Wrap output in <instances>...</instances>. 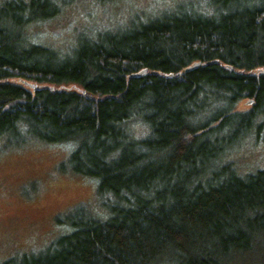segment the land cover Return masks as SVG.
<instances>
[{"label":"trees","instance_id":"1","mask_svg":"<svg viewBox=\"0 0 264 264\" xmlns=\"http://www.w3.org/2000/svg\"><path fill=\"white\" fill-rule=\"evenodd\" d=\"M61 10L0 0V138L72 145L108 217L81 206L71 233L3 264H264V169L224 161L264 141V0L183 1L71 54L29 30Z\"/></svg>","mask_w":264,"mask_h":264},{"label":"rangeland","instance_id":"2","mask_svg":"<svg viewBox=\"0 0 264 264\" xmlns=\"http://www.w3.org/2000/svg\"><path fill=\"white\" fill-rule=\"evenodd\" d=\"M53 1L62 6L61 13L31 26L32 40L71 54L81 38L101 32L97 27L118 29L137 17L147 23L187 0ZM72 148L40 141L13 145L0 138V264L24 253L42 252L71 233V221L81 206L101 219L108 217L107 197L98 195L96 179L70 172ZM224 161L233 163L240 175L262 170L264 141L252 131L227 151Z\"/></svg>","mask_w":264,"mask_h":264}]
</instances>
